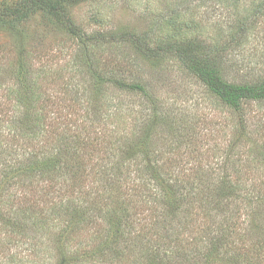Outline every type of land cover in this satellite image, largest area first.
I'll return each instance as SVG.
<instances>
[{"label": "rangeland", "instance_id": "rangeland-1", "mask_svg": "<svg viewBox=\"0 0 264 264\" xmlns=\"http://www.w3.org/2000/svg\"><path fill=\"white\" fill-rule=\"evenodd\" d=\"M16 1L0 0V7ZM61 1L88 34L165 35L173 20L212 45L231 41L230 23L254 7L253 0L237 7L227 0ZM249 23L247 35L227 49L230 82L264 77V13ZM80 51V42L40 10L18 28L0 27V264H264L257 255L264 252V204L251 213L229 202V211L238 213L225 240L208 215L214 204L187 205L164 223V201L142 195L134 183L153 163L169 178L195 182L205 195L223 177L240 182L241 190L264 192V102L232 110L174 58L147 60L127 47L93 46L87 65ZM22 52L39 82L42 101L31 113L45 118L46 149L64 132L82 142L81 154L65 159L74 176L54 188L12 171L25 153L9 123L17 117L10 92ZM116 68L130 81L141 75L152 96L114 87L100 93L93 74ZM155 112L161 118L150 155L131 153ZM245 250L254 251V263L233 259Z\"/></svg>", "mask_w": 264, "mask_h": 264}, {"label": "trees", "instance_id": "trees-1", "mask_svg": "<svg viewBox=\"0 0 264 264\" xmlns=\"http://www.w3.org/2000/svg\"><path fill=\"white\" fill-rule=\"evenodd\" d=\"M227 1L234 2L235 7H237L241 0ZM253 5L254 7L250 10L246 9L244 11L242 17L238 15V19L230 23L229 38L231 41L213 45L207 43L203 34L194 36V32L190 35L185 25L177 24L173 20V25L169 24L172 29L165 35H157L153 32L137 33L131 31L88 34L76 25L61 0H20L14 2L11 6H2L0 7V27L15 29L17 26L18 28L34 12L40 10L48 18H56L62 30L80 42V52L82 53L81 55L78 54L77 57L85 59L84 61L87 65H90L87 60L92 59L93 46L99 47L100 50H103L105 46L127 47L147 60L174 58L186 71L204 83L210 92L218 97L224 105L232 110L240 111L246 103L264 102V77L252 82L236 83L230 82L225 76L228 70L226 66L228 47L234 42L238 43L239 39L247 35L251 19H256L264 13V0H253ZM86 51L88 54H86ZM27 58L28 55L22 52L18 59L17 82L14 85V89L10 92V96L13 97V100L11 98L10 101H13L17 107V115L14 114L17 117L10 120L9 123L13 125L12 127H15L13 131L25 151L23 158L17 161V166L12 168V171L17 174L16 177L19 179L48 180L50 188H54L60 185L61 180L65 182L66 177L74 176V172H72L74 168L65 159L73 158L74 155L79 156L82 142L76 136H71L68 132H64L59 136L57 144L54 146L55 148L50 149L49 146L46 149V130L42 122L45 118L40 116L33 117L31 113L32 109H36V106L42 101V98L38 92V79L36 81L34 69H32V65ZM81 65H83V62ZM109 71L111 70H107L105 74L98 72L93 74L100 93H104L107 87H114L124 93L142 94L149 98L152 96L148 89V84L142 79L141 75L137 76L135 81H130L125 78L127 72L122 73L120 68ZM159 118L161 117L155 112L154 121L146 125L143 137L139 139L137 145L132 143L130 147L131 153L138 151L140 155H150L148 150L149 140L151 139L155 123L157 125V119ZM0 122H2L1 119ZM0 149L3 150L1 147ZM130 151L128 152L125 149L123 153L126 154L127 152L130 155ZM149 164L145 168V172L149 174L140 177L139 182L134 180V183H136L135 190L140 191L142 195L147 197H154L155 200L160 198L164 201L161 202L167 207L166 215L165 213L161 215V217H165L164 223H167L170 218L174 219V217H177L178 212L187 205L202 204V207H206L212 203L214 207L211 209H213L215 214L213 216L211 214L208 215L213 219V223L218 224L219 222V232L227 240V237L234 233L232 230L235 226L233 219L237 218L236 215L238 213L235 212L236 214H233L229 211L231 207L229 202L233 204L236 201L238 203L237 207L243 203L246 205L245 209H248V206L250 207L251 213L253 205L257 203L264 204L263 191H257L255 194L254 191H249L245 188L243 190L246 191L242 192L240 182L228 177H223L213 184L214 186H211L214 188L213 193L205 195L195 182L184 181L180 178H169V176L162 174V167L153 163ZM112 175L116 176V174ZM112 175L110 176L112 177ZM110 176L107 177V180L111 178ZM115 179L116 183L122 182L120 178ZM125 180H128V178ZM108 183L106 182V185ZM210 195L215 198L210 199ZM215 199L216 201L213 202ZM218 218H220V221ZM117 219L121 221L120 217ZM115 237H117L116 234ZM116 239L113 238V244ZM253 253L254 251L249 255L248 251L245 250V252L234 254L233 259L243 260L244 258L252 263L253 255L254 258L256 257ZM257 255H260V260L264 257V252ZM155 258L157 259L159 256ZM260 262L262 261L260 260Z\"/></svg>", "mask_w": 264, "mask_h": 264}]
</instances>
